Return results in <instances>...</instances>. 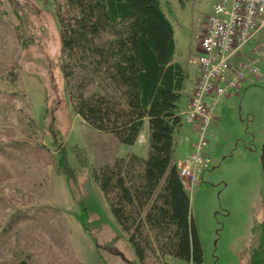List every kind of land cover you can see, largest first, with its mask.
<instances>
[{"label": "rangeland", "instance_id": "rangeland-1", "mask_svg": "<svg viewBox=\"0 0 264 264\" xmlns=\"http://www.w3.org/2000/svg\"><path fill=\"white\" fill-rule=\"evenodd\" d=\"M216 1L160 0L173 24L176 60L189 64L198 54ZM61 51L54 0H0V264H16L13 253L23 249L36 264H142L93 171L130 150L146 156L147 137L142 130L135 144H123L84 122L69 98ZM259 71L258 80L215 104L209 165L188 188L202 264H253L260 247L264 63ZM60 155L70 169L59 165L60 172ZM81 209L88 222L82 230Z\"/></svg>", "mask_w": 264, "mask_h": 264}, {"label": "trees", "instance_id": "trees-1", "mask_svg": "<svg viewBox=\"0 0 264 264\" xmlns=\"http://www.w3.org/2000/svg\"><path fill=\"white\" fill-rule=\"evenodd\" d=\"M54 3L62 71L75 112L93 129L128 145L148 126L146 156L130 150L93 171L114 217L142 264H174L166 256L202 264L190 193L173 160L189 72L175 59L173 24L160 0ZM60 156L57 167L70 169ZM260 159L264 173V141ZM70 192L75 197L71 186ZM79 219L88 228L86 212ZM259 227L262 240L253 264H264V221ZM12 258L16 264H36L26 249Z\"/></svg>", "mask_w": 264, "mask_h": 264}, {"label": "built area", "instance_id": "built-area-1", "mask_svg": "<svg viewBox=\"0 0 264 264\" xmlns=\"http://www.w3.org/2000/svg\"><path fill=\"white\" fill-rule=\"evenodd\" d=\"M199 46V74L183 114L185 122L197 125V139L185 163L178 165L179 175L189 189L198 181L199 168L209 165L205 151L215 104L223 96L239 93L247 81L261 77L264 0H217Z\"/></svg>", "mask_w": 264, "mask_h": 264}, {"label": "crops", "instance_id": "crops-1", "mask_svg": "<svg viewBox=\"0 0 264 264\" xmlns=\"http://www.w3.org/2000/svg\"><path fill=\"white\" fill-rule=\"evenodd\" d=\"M197 52L198 54L194 56L193 59L190 60L189 64L183 63V65L189 72V78L186 83V88L184 89V92L186 93L185 94V104L182 107L180 106V113L182 116L184 112L188 109L189 99L193 93L195 83H196V80L199 74V64L197 62V56L200 53V46H197ZM143 135L148 137L147 124L143 128ZM196 139H197V125L195 123H187L183 120L181 126H179V128L175 132L173 160L177 164H179V161L183 160L185 157L187 158L190 156V154L193 151V145ZM174 158H176L177 161ZM82 229L83 228L81 225V230Z\"/></svg>", "mask_w": 264, "mask_h": 264}]
</instances>
